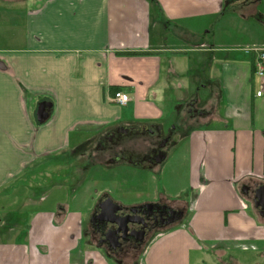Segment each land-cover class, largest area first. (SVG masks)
I'll use <instances>...</instances> for the list:
<instances>
[{"label":"crops","instance_id":"0c3cea01","mask_svg":"<svg viewBox=\"0 0 264 264\" xmlns=\"http://www.w3.org/2000/svg\"><path fill=\"white\" fill-rule=\"evenodd\" d=\"M237 14L264 25V0H32L26 45L0 52V264H120L92 247L84 223L106 193L94 203L88 191L53 199L70 186L40 192L30 177L16 180L76 149L106 156L109 132L153 140H135L130 161L151 167L153 143L169 129L193 221L164 227L136 264H264V216L242 189L264 184V77L248 50L264 37L234 35ZM115 90L131 101H111ZM50 102L42 123L39 107ZM107 157L99 164L113 167Z\"/></svg>","mask_w":264,"mask_h":264},{"label":"rangeland","instance_id":"374dc122","mask_svg":"<svg viewBox=\"0 0 264 264\" xmlns=\"http://www.w3.org/2000/svg\"><path fill=\"white\" fill-rule=\"evenodd\" d=\"M31 4L32 0H0V52L14 51L26 45V10L29 9ZM235 19L234 23H229L227 25L228 29L234 33V35H247V32H249L254 34L257 40L264 37V25L256 21L253 17L247 21L243 16L237 14ZM223 34L226 35L227 33L225 32ZM228 40L229 42L233 41V39ZM250 40V38H239L237 42H243L242 45L246 46L252 44L246 43ZM251 48H248V50L254 51ZM254 52L257 53V58L261 54V50ZM206 95L207 92L203 94V97L205 98ZM50 104L51 102L47 105L51 107L50 113H52V105ZM162 105L166 106L167 104L163 103ZM105 136L104 142L101 143L103 145L101 148H106V156L102 153L98 154L95 149L91 151V149L88 148L89 146L86 150H80L81 148L76 149L77 147H74L76 150L70 153L74 156L69 157L68 162L60 161L55 164L46 162L42 166H31L24 171L16 181H25L30 177L34 181L32 186H34V188L36 187L40 192L48 188H53L57 186L56 184L70 186L53 189V199L61 193L67 195L68 193L72 194L76 192L81 195L86 193V191L91 193L89 195V199H91L89 200L90 203H94L95 195L99 197V195H104L105 193L108 195H115L114 198L121 195V197L123 196L124 198L120 199L121 201H132L133 199H137L134 202L163 197V200L174 204V206H184L185 215L183 216L184 219H182L185 225H189L190 221H193V219L190 220L192 213L186 212L188 210V196L191 194L188 186L189 175L188 169L184 166V157L179 159L180 156L182 157V153L177 152V150L174 151L176 145L168 146L167 144L165 146L163 141L159 142L158 140V138L161 140V137H158L156 140L154 139L155 148L153 153L157 154L159 152L158 154L160 155V152L165 151V155L159 157V160H157L158 157L151 159V167L141 169L134 167L133 163L130 162L132 159H135L134 156H136L133 147L138 146L132 139L138 140L142 144L147 140L152 142L153 140H150V138L146 136L131 137L128 139H124L123 137L121 139L122 135H113L110 132L105 134ZM178 148L180 150V147ZM130 151H132V154L129 153ZM95 154H98L96 157L98 160L96 159L97 162L90 164V159L92 160V155ZM83 156L84 158H89V163L83 159ZM103 157L111 158L108 164L113 167L107 168V166L99 164V158L103 159ZM140 161L141 159L139 158L138 162ZM140 166H144V164H140ZM169 197L171 199H169ZM173 200L175 203L172 202ZM92 210L93 209H91V211ZM85 221V227L86 225L89 226V237L92 247L96 248L98 245L93 239L90 221L86 215ZM162 229H160L161 232H163ZM190 230H193L192 227H190ZM152 239L153 236L149 240L147 239L133 257H123V262L115 260L111 255L109 256L112 260L120 264H136L134 258H137L146 251ZM103 251H105L104 248ZM224 260L227 261L226 264H230L228 257H224Z\"/></svg>","mask_w":264,"mask_h":264},{"label":"flooded vegetation","instance_id":"af4514ba","mask_svg":"<svg viewBox=\"0 0 264 264\" xmlns=\"http://www.w3.org/2000/svg\"><path fill=\"white\" fill-rule=\"evenodd\" d=\"M138 131H141L142 133L144 127ZM168 131L169 132L166 135L159 133L158 135H160L161 140L159 138L158 140L159 142L163 141L165 146L167 144L168 146H172L173 131L170 129ZM123 137L124 139L131 138L126 132L123 133L121 139ZM132 140L135 141V139ZM154 145L155 144L153 143V146ZM158 153L155 154L153 158L158 157L157 160H159V157L165 155V151L160 152V155ZM262 185L264 184L258 182L244 183L242 185V189L244 190L246 188L247 190L245 193L251 195L253 207L260 215V212L262 211V199L257 197V193L259 195L260 191L256 193V190ZM114 202L120 206V210L117 212V216L114 215L110 217L116 219L117 223L108 221L106 217H109V215L102 217L99 216L101 201H98L93 208L89 221L92 236L97 242V245L100 248H104L108 254L115 258V260L122 262L124 261L123 257H133L146 240H149L152 236L154 237L158 234L160 229L181 220L185 215L184 206H174V204L163 200V197L154 200H138L132 204H126L124 201L116 200H114ZM172 202H174V200ZM125 222L128 223V227L125 226ZM119 228H121L120 232H114Z\"/></svg>","mask_w":264,"mask_h":264},{"label":"water","instance_id":"95a60500","mask_svg":"<svg viewBox=\"0 0 264 264\" xmlns=\"http://www.w3.org/2000/svg\"><path fill=\"white\" fill-rule=\"evenodd\" d=\"M48 104V103H47ZM52 105V104H50ZM49 107V106H48ZM50 109L51 107H49L48 109L46 108V105L44 103H41L40 107H39V111H38V118L39 120L43 123V121L45 122L48 118H49V114H50ZM261 193H260V192ZM259 192V195L258 193ZM257 193V197L262 199L261 202V206H262V211L260 212L261 215L264 216V185H262L259 189L256 190ZM120 210V206L116 204V202H114L112 200V198L106 194L103 196L102 200H101V204H100V212H99V216H107L109 215V217L107 216L106 219L108 221L117 223L116 219L111 218L110 216H117V212ZM125 226L128 227V223L125 222ZM121 228L117 229L114 232H120Z\"/></svg>","mask_w":264,"mask_h":264},{"label":"built area","instance_id":"2783aa9c","mask_svg":"<svg viewBox=\"0 0 264 264\" xmlns=\"http://www.w3.org/2000/svg\"><path fill=\"white\" fill-rule=\"evenodd\" d=\"M251 49L254 50V51L261 50V54L256 59L255 67H256V73L259 76L264 77V47L263 48L254 47V48H251ZM257 95L261 96L262 95V91L261 90L257 91ZM110 98H111V101H113L116 104H120V105H125L128 102H130L131 99H132L128 92H125V91H122V90L115 91Z\"/></svg>","mask_w":264,"mask_h":264},{"label":"trees","instance_id":"16d2710c","mask_svg":"<svg viewBox=\"0 0 264 264\" xmlns=\"http://www.w3.org/2000/svg\"><path fill=\"white\" fill-rule=\"evenodd\" d=\"M115 91H117V90H115ZM115 91H114V92H115Z\"/></svg>","mask_w":264,"mask_h":264}]
</instances>
